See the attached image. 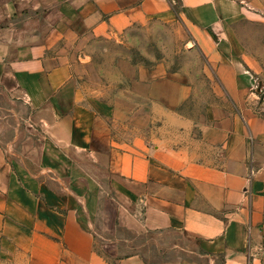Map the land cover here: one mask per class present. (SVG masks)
<instances>
[{"label":"crops","instance_id":"0c3cea01","mask_svg":"<svg viewBox=\"0 0 264 264\" xmlns=\"http://www.w3.org/2000/svg\"><path fill=\"white\" fill-rule=\"evenodd\" d=\"M174 2L0 0V251L20 264H114L88 218L102 194L124 250L152 249L117 260L172 243L164 264H262L264 111L230 25L264 0ZM174 22L180 64L130 54L133 26ZM23 124L43 136L35 155L8 138Z\"/></svg>","mask_w":264,"mask_h":264},{"label":"rangeland","instance_id":"374dc122","mask_svg":"<svg viewBox=\"0 0 264 264\" xmlns=\"http://www.w3.org/2000/svg\"><path fill=\"white\" fill-rule=\"evenodd\" d=\"M175 0L174 5H176ZM263 8V7H260ZM253 9L255 13L250 16H245L239 20L231 21V29L233 35L232 41L235 43V50L238 54L246 57L248 62L252 64L251 74L253 76V82L248 83L246 87V93L253 97L255 108L259 111H264L263 99H264V9ZM185 38L184 31L180 23H163V25H136L131 28L128 35L125 36L124 43L129 46L130 54L135 58L142 57H164L173 55L175 62L180 64V57H182V45ZM125 48V46H124ZM126 49V48H125ZM127 50V49H126ZM196 55L189 56L186 61L194 64L190 69V73L193 77H199L203 74V70L207 68L202 65L203 58L195 52ZM210 71V69H209ZM212 74V71L210 72ZM196 89L198 92L204 91L202 83H197ZM218 91H221V87L215 86ZM203 100L196 101V108H201ZM228 102V101H226ZM20 114L26 113V108L23 106L17 107ZM15 133L11 135L8 133V138L13 140V143L17 146V150L24 148L25 154L35 155L37 153L39 145L42 144L43 136L39 129L34 128L31 125L23 124L16 127ZM11 136V137H10ZM99 172L102 176H105L103 169L99 168ZM94 189V188H92ZM115 200L105 194L100 196L92 195L89 199L88 206V218L91 222V229L93 230L96 241L99 245L103 246L104 250L113 258L114 264H136V262L126 263L121 259L117 260L121 256H118L122 251H144L151 252L150 245H127L125 250L119 240L122 239V230L119 229L115 221ZM130 234V233H129ZM131 237L133 236L130 234ZM150 236V234H145ZM135 236V235H134ZM141 237V236H140ZM145 237V236H143ZM131 246V247H129ZM145 246V247H144ZM166 248L163 251L161 258H147L143 259L141 255V262L138 264H152L159 262L164 264L162 259L165 260L170 257L172 249L176 247L170 243L165 245ZM139 249V250H138ZM175 253V251H173ZM118 256V257H117ZM127 256V255H126ZM0 264H20L17 259V254L10 249L0 251ZM264 264V258L262 260Z\"/></svg>","mask_w":264,"mask_h":264},{"label":"water","instance_id":"95a60500","mask_svg":"<svg viewBox=\"0 0 264 264\" xmlns=\"http://www.w3.org/2000/svg\"><path fill=\"white\" fill-rule=\"evenodd\" d=\"M262 103H263V106H264V99H263Z\"/></svg>","mask_w":264,"mask_h":264}]
</instances>
